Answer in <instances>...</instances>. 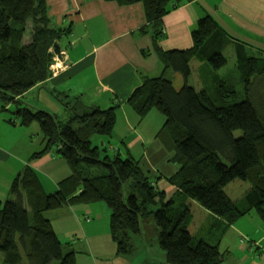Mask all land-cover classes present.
<instances>
[{
  "label": "trees",
  "instance_id": "trees-1",
  "mask_svg": "<svg viewBox=\"0 0 264 264\" xmlns=\"http://www.w3.org/2000/svg\"><path fill=\"white\" fill-rule=\"evenodd\" d=\"M105 1L143 6L146 22L137 32L151 35L163 70L145 78L123 104L139 118L151 111L164 118L156 136L169 161L178 166L166 178L174 186L173 194L168 196L156 185L161 175L143 168L139 159L111 155L107 147L97 145L100 141L101 146L109 145L115 138L119 101L101 108L85 105L82 92L58 93L63 115L21 102L23 93L53 74V46L71 29L53 21L46 0H0L1 109L17 106L7 119L13 126L38 124L45 147L33 157L53 151L70 170L54 192L44 189L31 167L16 176L9 197L0 202V264H75V251L60 242L45 213L99 202L110 211L118 254L133 251L134 239L143 234L148 221L153 230L148 233L164 251L166 264H221L227 251L220 249V242L230 225L250 212L264 223V56L230 38L210 15L197 20L189 48L163 50L159 41L165 36L164 16L189 0ZM229 45L236 73L219 76ZM193 57L202 61L204 70L199 90L187 83ZM168 68L183 77L180 87L163 75ZM236 130L244 137H237ZM248 137L256 160L244 142ZM234 180L250 182L240 201L227 192ZM190 199L213 221L194 234L188 229Z\"/></svg>",
  "mask_w": 264,
  "mask_h": 264
},
{
  "label": "crops",
  "instance_id": "crops-1",
  "mask_svg": "<svg viewBox=\"0 0 264 264\" xmlns=\"http://www.w3.org/2000/svg\"><path fill=\"white\" fill-rule=\"evenodd\" d=\"M46 1L54 22L63 28L70 25L71 32L64 36L66 40L59 41L62 57L57 70L43 83L23 93L19 97L21 102L63 115V101L58 93L82 92L85 105L101 108L119 101L115 138L108 145L109 150L139 159L143 168L161 175L156 181L160 189L173 192L174 186L166 178L178 166L169 161L167 149L156 136L164 118L156 111L139 118L123 104L145 78L156 77L163 70L162 62L153 51L151 35L137 32L146 22L143 6L140 3L119 6L105 0ZM204 15H210L233 40L264 54V0L184 2L164 16L165 36L159 41L161 48H189L191 31ZM172 80L177 81L174 84L178 88L183 77L175 73ZM16 107L9 104L1 109L0 104V202L9 197L11 185L24 167L36 172L47 192L56 191L59 181L70 173L66 161L53 151L33 157L44 149L45 138L34 122L28 126L7 122ZM253 158L256 160L255 154ZM249 186L248 181L234 180L227 189L238 187L237 199H240L241 190ZM207 215L211 219L208 212ZM45 216L60 242L75 251V264H166L164 251L154 236L129 254H118L110 232V211L103 202L68 205L47 211ZM220 249L227 251L221 264H252L254 251L259 256L257 263L264 264V223L254 212L239 218L225 232Z\"/></svg>",
  "mask_w": 264,
  "mask_h": 264
},
{
  "label": "rangeland",
  "instance_id": "rangeland-1",
  "mask_svg": "<svg viewBox=\"0 0 264 264\" xmlns=\"http://www.w3.org/2000/svg\"><path fill=\"white\" fill-rule=\"evenodd\" d=\"M50 15V14H49ZM51 17V16H50ZM54 21V20H53ZM63 41V40H66V38L64 36L60 37L59 41ZM224 56L226 57L227 59V64L225 66H223L222 68L219 69L218 71V75L219 76H228L230 74H235L236 71H235V62H236V57H235V54H234V50H233V47L231 45H229L223 52ZM262 55L264 56V54L262 53ZM189 66H190V74L189 76L187 77V83L193 87H195L197 90L201 89V85L203 83V72L204 70L202 69V61L198 60L197 58H191V60L189 61ZM209 66V65H208ZM53 69L54 71L57 70V66H53ZM162 74V73H161ZM160 72L157 74L158 76L161 75ZM173 74H175L173 72L172 69L168 68L164 73L163 75L169 79H173ZM173 81V80H172ZM184 81V79H183ZM183 81L181 84H183ZM174 83H177V81L175 80V82L173 81V84ZM176 86V84H174V87ZM6 115H9L7 112L4 113ZM35 124H37L36 122H34ZM38 125V124H37ZM235 135L238 137V136H243V134L241 133L240 130H236L235 132ZM114 134H115V131H114ZM95 138H93V143L95 144ZM245 140V139H244ZM246 142L249 143V145L251 146L252 144V138L251 137H248L246 138ZM245 142V141H244ZM116 146L117 144L114 143ZM97 145L100 146V148L102 147H109L108 144L106 145H103L101 146V141L100 142H97ZM138 148H134L135 151H137ZM108 152H110V154L112 155V151L109 150V148L107 149ZM254 152V150H252ZM122 157H125V156H122ZM170 165V163H169ZM161 187V186H160ZM242 191V195L244 193V191L246 190H241ZM228 194L231 196V198L235 201H240V199H237V195H239V188L238 187H232L231 191L230 190H227ZM167 194L168 196H171L173 194V192L169 193L167 191ZM237 199V200H236ZM190 204H191V210H192V221L191 223L189 224V227L188 229L191 231V233H195L197 229H199V227L201 225H204V229L207 227L206 225L208 224H212L213 221H211V219L208 217L207 215V210L205 208H203L201 205H199V203H197L196 201L194 200H189L188 201ZM154 208V207H153ZM152 219V217H151ZM153 220V219H152ZM151 225L152 223L146 221L145 223H143V228H145V235L144 233L137 236L135 239H134V248L135 250L138 249L141 245L144 246L145 244L148 243V241L151 240V235L148 233V231L150 233H153V230L151 228ZM148 229V230H147ZM209 228H207L205 230V235L208 237L209 236ZM215 230V229H214ZM210 241H213V240H210ZM215 242V241H214ZM157 245V244H155ZM254 254V262L252 264H258L257 263V258L259 257L256 253V251L253 252ZM261 258V257H260Z\"/></svg>",
  "mask_w": 264,
  "mask_h": 264
},
{
  "label": "water",
  "instance_id": "water-1",
  "mask_svg": "<svg viewBox=\"0 0 264 264\" xmlns=\"http://www.w3.org/2000/svg\"><path fill=\"white\" fill-rule=\"evenodd\" d=\"M53 48H54V53H55L56 57L58 59H60L62 57V52H61L60 45L57 44V43H55L54 46H53Z\"/></svg>",
  "mask_w": 264,
  "mask_h": 264
},
{
  "label": "built area",
  "instance_id": "built-area-1",
  "mask_svg": "<svg viewBox=\"0 0 264 264\" xmlns=\"http://www.w3.org/2000/svg\"><path fill=\"white\" fill-rule=\"evenodd\" d=\"M59 60H60V59H58L57 57H55V62H54V64L52 65V67H53V66H57Z\"/></svg>",
  "mask_w": 264,
  "mask_h": 264
}]
</instances>
